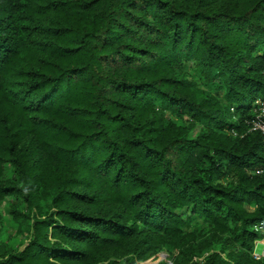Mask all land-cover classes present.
<instances>
[{"label": "trees", "instance_id": "1", "mask_svg": "<svg viewBox=\"0 0 264 264\" xmlns=\"http://www.w3.org/2000/svg\"><path fill=\"white\" fill-rule=\"evenodd\" d=\"M263 69L264 0H0V264H264Z\"/></svg>", "mask_w": 264, "mask_h": 264}, {"label": "rangeland", "instance_id": "2", "mask_svg": "<svg viewBox=\"0 0 264 264\" xmlns=\"http://www.w3.org/2000/svg\"><path fill=\"white\" fill-rule=\"evenodd\" d=\"M190 65V64H188ZM190 67V66H187ZM184 124L189 125L191 127V135L195 136L196 133L199 131L200 127L194 123H192L188 117H184L183 120ZM16 203V200L13 197H7L5 201L0 205V211L5 219V221L0 225V248L1 243H8L12 247H22V241H26L25 235H19L17 233V226L11 220L10 215H8V204ZM19 209L23 212H26L25 205L23 203H19ZM197 226H205L201 220L197 219L193 223H191L187 229L196 228ZM264 253V242L258 241L254 248L253 255H260L262 256ZM120 261V260H118ZM162 261H169L168 253L165 249L151 255L146 260L140 261L139 264H159ZM101 264H109V261L102 262Z\"/></svg>", "mask_w": 264, "mask_h": 264}, {"label": "built area", "instance_id": "3", "mask_svg": "<svg viewBox=\"0 0 264 264\" xmlns=\"http://www.w3.org/2000/svg\"><path fill=\"white\" fill-rule=\"evenodd\" d=\"M263 75H264V69H263ZM256 103H258V107L256 109L255 116L250 121V126H251V130H257L260 132L264 147V102L257 100ZM255 229L264 231V225L263 224L256 225ZM262 256H264V253H262ZM255 257H260V255H255Z\"/></svg>", "mask_w": 264, "mask_h": 264}]
</instances>
